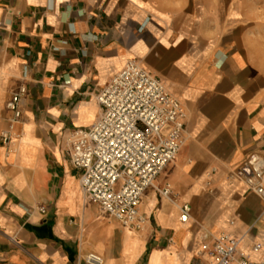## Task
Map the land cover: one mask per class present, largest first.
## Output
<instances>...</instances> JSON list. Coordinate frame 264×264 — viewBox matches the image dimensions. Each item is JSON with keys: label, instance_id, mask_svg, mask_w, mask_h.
Instances as JSON below:
<instances>
[{"label": "crops", "instance_id": "crops-1", "mask_svg": "<svg viewBox=\"0 0 264 264\" xmlns=\"http://www.w3.org/2000/svg\"><path fill=\"white\" fill-rule=\"evenodd\" d=\"M128 60L184 112L181 147L154 181L169 195L148 188L134 228L85 199L65 146L98 118L96 93ZM246 79L239 59L157 27L132 0H0V133L11 137L0 141V264H85L88 253L102 264H212L222 234L264 263V204L234 177L249 155L264 159V89Z\"/></svg>", "mask_w": 264, "mask_h": 264}, {"label": "built area", "instance_id": "built-area-1", "mask_svg": "<svg viewBox=\"0 0 264 264\" xmlns=\"http://www.w3.org/2000/svg\"><path fill=\"white\" fill-rule=\"evenodd\" d=\"M24 93L25 88L20 87L6 103L11 113L9 124L21 116L19 101ZM95 99L100 108L98 118L89 127L73 129L65 137L68 161L79 171L85 199L121 226L134 228L141 222L138 207L148 188L169 195L168 186L155 188L154 181L181 147L184 112L162 83L134 60L126 61L98 90ZM0 141L4 145L11 142L8 130L0 133ZM234 177L264 204V159L260 155H249ZM178 212V221L186 223L189 206L179 205ZM239 243V238L219 235L209 252L211 263L264 264L242 255ZM252 250H259V245ZM84 262L102 264V259L88 253Z\"/></svg>", "mask_w": 264, "mask_h": 264}, {"label": "rangeland", "instance_id": "rangeland-1", "mask_svg": "<svg viewBox=\"0 0 264 264\" xmlns=\"http://www.w3.org/2000/svg\"><path fill=\"white\" fill-rule=\"evenodd\" d=\"M132 1L145 7L157 27L187 35L204 51L236 57L246 81L264 89V0Z\"/></svg>", "mask_w": 264, "mask_h": 264}]
</instances>
